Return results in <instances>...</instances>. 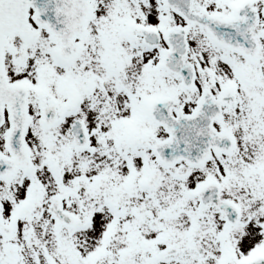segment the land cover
<instances>
[{
    "label": "snow or ice",
    "instance_id": "snow-or-ice-1",
    "mask_svg": "<svg viewBox=\"0 0 264 264\" xmlns=\"http://www.w3.org/2000/svg\"><path fill=\"white\" fill-rule=\"evenodd\" d=\"M0 264H264V0H0Z\"/></svg>",
    "mask_w": 264,
    "mask_h": 264
}]
</instances>
